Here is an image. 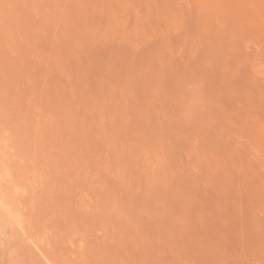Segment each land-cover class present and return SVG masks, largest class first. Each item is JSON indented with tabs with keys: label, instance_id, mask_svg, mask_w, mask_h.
I'll return each instance as SVG.
<instances>
[{
	"label": "rangeland",
	"instance_id": "1",
	"mask_svg": "<svg viewBox=\"0 0 264 264\" xmlns=\"http://www.w3.org/2000/svg\"><path fill=\"white\" fill-rule=\"evenodd\" d=\"M0 264H264V0H0Z\"/></svg>",
	"mask_w": 264,
	"mask_h": 264
}]
</instances>
